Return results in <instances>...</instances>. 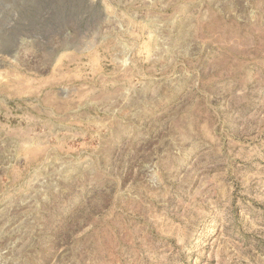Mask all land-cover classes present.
<instances>
[{"label":"rangeland","instance_id":"obj_1","mask_svg":"<svg viewBox=\"0 0 264 264\" xmlns=\"http://www.w3.org/2000/svg\"><path fill=\"white\" fill-rule=\"evenodd\" d=\"M0 264H264V0H0Z\"/></svg>","mask_w":264,"mask_h":264}]
</instances>
